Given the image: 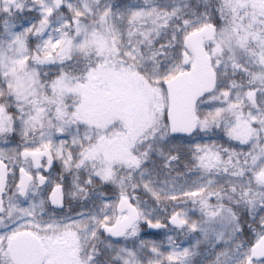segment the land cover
Segmentation results:
<instances>
[{"label":"snow or ice","instance_id":"obj_1","mask_svg":"<svg viewBox=\"0 0 264 264\" xmlns=\"http://www.w3.org/2000/svg\"><path fill=\"white\" fill-rule=\"evenodd\" d=\"M198 256L264 264V0H0V264Z\"/></svg>","mask_w":264,"mask_h":264},{"label":"rangeland","instance_id":"obj_2","mask_svg":"<svg viewBox=\"0 0 264 264\" xmlns=\"http://www.w3.org/2000/svg\"><path fill=\"white\" fill-rule=\"evenodd\" d=\"M179 241L182 242L183 246H189L190 243L194 242L192 237H185L183 235L179 237Z\"/></svg>","mask_w":264,"mask_h":264},{"label":"trees","instance_id":"obj_3","mask_svg":"<svg viewBox=\"0 0 264 264\" xmlns=\"http://www.w3.org/2000/svg\"><path fill=\"white\" fill-rule=\"evenodd\" d=\"M195 259H196L197 264H200V260H201V258L198 256V257H196Z\"/></svg>","mask_w":264,"mask_h":264}]
</instances>
